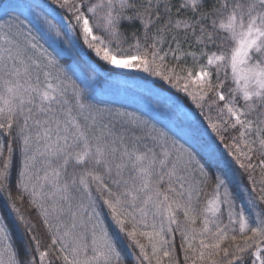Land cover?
I'll return each instance as SVG.
<instances>
[{
	"label": "snow or ice",
	"instance_id": "snow-or-ice-1",
	"mask_svg": "<svg viewBox=\"0 0 264 264\" xmlns=\"http://www.w3.org/2000/svg\"><path fill=\"white\" fill-rule=\"evenodd\" d=\"M0 264H264V0H0Z\"/></svg>",
	"mask_w": 264,
	"mask_h": 264
}]
</instances>
